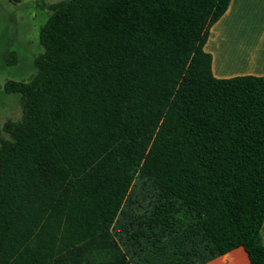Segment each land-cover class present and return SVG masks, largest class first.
I'll list each match as a JSON object with an SVG mask.
<instances>
[{
    "label": "trees",
    "instance_id": "obj_1",
    "mask_svg": "<svg viewBox=\"0 0 264 264\" xmlns=\"http://www.w3.org/2000/svg\"><path fill=\"white\" fill-rule=\"evenodd\" d=\"M229 3L47 5L34 74L1 87L0 264H264V77L203 49Z\"/></svg>",
    "mask_w": 264,
    "mask_h": 264
},
{
    "label": "crops",
    "instance_id": "obj_2",
    "mask_svg": "<svg viewBox=\"0 0 264 264\" xmlns=\"http://www.w3.org/2000/svg\"><path fill=\"white\" fill-rule=\"evenodd\" d=\"M203 49L211 55V71L217 79L264 77V0H230ZM260 237L264 246V222ZM204 264L250 263L238 248Z\"/></svg>",
    "mask_w": 264,
    "mask_h": 264
},
{
    "label": "rangeland",
    "instance_id": "obj_3",
    "mask_svg": "<svg viewBox=\"0 0 264 264\" xmlns=\"http://www.w3.org/2000/svg\"><path fill=\"white\" fill-rule=\"evenodd\" d=\"M63 1L67 0H19L18 3L0 0L1 124L9 119L17 120L21 116L19 97L6 94L1 87L9 80H27L34 74L33 60L41 50L40 29L50 16L46 7L49 4ZM10 52L16 56L14 64L6 63ZM135 191H140L139 184H137ZM137 203L139 206L133 205L131 210L135 216H140L141 211L147 208L148 200L147 198L142 199L141 196ZM121 236L123 241H127L125 235ZM120 246H122L121 242ZM123 249L125 251L124 247Z\"/></svg>",
    "mask_w": 264,
    "mask_h": 264
}]
</instances>
